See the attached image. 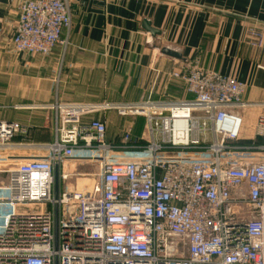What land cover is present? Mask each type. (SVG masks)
Wrapping results in <instances>:
<instances>
[{"label": "built area", "instance_id": "1", "mask_svg": "<svg viewBox=\"0 0 264 264\" xmlns=\"http://www.w3.org/2000/svg\"><path fill=\"white\" fill-rule=\"evenodd\" d=\"M16 52L49 55L72 26L68 0H25ZM262 50L264 31L247 28ZM190 98L119 106L146 118L147 137L119 145L104 106L56 102V137L0 120V264H264V114L244 137L247 84L201 68L176 71ZM21 136L23 141L16 142ZM17 159L16 162H12ZM4 161V162H3ZM68 162L96 165L71 188ZM68 183V184H66Z\"/></svg>", "mask_w": 264, "mask_h": 264}, {"label": "crops", "instance_id": "2", "mask_svg": "<svg viewBox=\"0 0 264 264\" xmlns=\"http://www.w3.org/2000/svg\"><path fill=\"white\" fill-rule=\"evenodd\" d=\"M23 1L0 0V120L28 126L25 140L31 144L55 140L56 102L108 105L89 118L107 124L109 143L119 145L129 125L139 136L118 107L190 98L184 82L172 76L188 68L231 75L247 84L246 102H264V56L246 37L250 26L264 31V0H68L72 26L62 35L67 44L46 56L13 47ZM144 21L159 34L147 31ZM162 47L182 59L163 54ZM261 109L242 110L244 137ZM8 183L9 174L0 173V184Z\"/></svg>", "mask_w": 264, "mask_h": 264}, {"label": "rangeland", "instance_id": "3", "mask_svg": "<svg viewBox=\"0 0 264 264\" xmlns=\"http://www.w3.org/2000/svg\"><path fill=\"white\" fill-rule=\"evenodd\" d=\"M61 103H75V102H61ZM117 111L119 112V110H117ZM257 112H259L260 114H264V108H263V110L261 109ZM241 113L243 114V111H241ZM122 116H124L126 118L128 123L130 122L136 126L137 133L140 137H142V138L147 137V126H146L145 116L132 115L131 113H127L126 115H122ZM252 116H253V114H251V117ZM253 118H255V116ZM96 119H98V118H96ZM253 127H254V124L252 125V127L246 128V130H248V132H249L252 130ZM68 167H70L68 169H70L71 171L74 170L73 172L75 174V176L68 183L75 184V185L78 183H82L85 180H87L89 182L93 181L94 176L98 173V167L96 165H87V164L83 165L82 164V165L76 166V165H74V163L68 162ZM68 183H66V184H68Z\"/></svg>", "mask_w": 264, "mask_h": 264}, {"label": "water", "instance_id": "4", "mask_svg": "<svg viewBox=\"0 0 264 264\" xmlns=\"http://www.w3.org/2000/svg\"><path fill=\"white\" fill-rule=\"evenodd\" d=\"M143 26H144V28L147 31L151 32L153 36H156V35L159 34V31L158 30H156V29H154V28L151 27V24H150L149 21H144ZM161 50H162V53L163 54H166L168 56H172L174 58L182 59L181 53L178 52V51H175V50L171 49L170 47H162Z\"/></svg>", "mask_w": 264, "mask_h": 264}, {"label": "bare ground", "instance_id": "5", "mask_svg": "<svg viewBox=\"0 0 264 264\" xmlns=\"http://www.w3.org/2000/svg\"><path fill=\"white\" fill-rule=\"evenodd\" d=\"M98 106H104L105 108H107V107H108V105H98Z\"/></svg>", "mask_w": 264, "mask_h": 264}]
</instances>
